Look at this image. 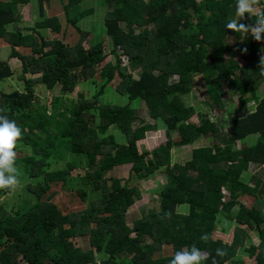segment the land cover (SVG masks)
Segmentation results:
<instances>
[{"label":"trees","instance_id":"trees-1","mask_svg":"<svg viewBox=\"0 0 264 264\" xmlns=\"http://www.w3.org/2000/svg\"><path fill=\"white\" fill-rule=\"evenodd\" d=\"M30 1L0 0V47L10 48L0 59V81L16 76L10 59H17L23 84L22 90L0 91V115L15 120L21 129L16 147L26 148L29 155L16 164L22 166V177L31 180L24 188L32 195L13 213L0 205V264H168L175 251L192 245L205 255L203 264H228L238 251L254 258L255 264H264V96L256 91L264 76V38L255 40L251 31L226 27L237 18L236 0H107L112 7L103 27L112 43L113 63H102L101 43L82 46L86 32L77 23L90 10L69 19L79 38L68 45L42 35L41 29L64 33L57 16L18 27L17 4ZM36 1L39 16L45 15L44 6L51 0ZM80 2L66 0L63 8ZM250 3L260 11L243 14L239 24L254 25L264 13V0ZM226 38H235L229 48ZM121 54L136 77L120 72ZM116 75L120 78L116 91L129 101L140 99L153 123L137 116L128 104L97 105ZM196 75L203 77L216 101L232 90L243 106L253 104L252 111L231 119L227 133L216 121L190 123L195 110L180 96L190 92ZM93 76L104 83L91 100L80 93L76 101L64 103L63 95L80 79ZM36 84L49 91L59 86L61 93L49 104H40ZM93 110L99 118L95 125ZM159 121L166 140L151 151L139 150L137 141L157 130ZM110 126L125 136L124 143L108 133ZM171 131L177 132V141L171 139ZM200 135L219 144L194 148L189 161L170 165L172 147L190 145ZM250 135L257 136L255 142L235 148L236 141ZM61 162L63 167L56 165ZM125 164L131 165L129 177L144 179L164 166L167 178L159 193V209L134 219L130 226L125 223L127 210L141 198L138 187L105 177ZM50 165L54 166L45 169ZM76 167L83 174L72 178L69 173ZM242 171L252 173L251 183L240 179ZM57 185L61 191H75L84 202L89 196L84 210L62 212L48 201V190ZM84 187H91V192ZM11 190L0 188V195ZM247 195L252 196L248 207L239 201ZM218 215L235 224L230 243L213 237ZM243 226L255 229L257 245L245 247L249 235ZM201 235L207 239L201 240ZM76 237L87 238L88 247L72 246L69 239ZM217 249L223 254L217 255ZM231 264L244 261L238 258Z\"/></svg>","mask_w":264,"mask_h":264},{"label":"rangeland","instance_id":"rangeland-1","mask_svg":"<svg viewBox=\"0 0 264 264\" xmlns=\"http://www.w3.org/2000/svg\"><path fill=\"white\" fill-rule=\"evenodd\" d=\"M65 3L66 0H51L48 4L44 6L45 15L43 16H39L36 0H31L27 4H17V8H16L17 15L21 16V20L17 25L18 27H27L33 25L35 21L45 18V16L46 17L57 16L60 20L62 28L64 29V33L60 32L58 34H55L51 32L49 29H41L42 35H44L46 39L58 38L61 39L64 43L68 45H72L74 42L78 40L79 32L75 30V28L68 23L69 19L80 11L90 10L89 15H87L80 22L77 23V25H79V27L81 28V31L86 32V37H84L82 46L83 48L88 49L91 45L95 43H101L103 46V55H104V61L102 63L105 62L113 63L115 59H114V54H112L111 52L112 43L110 41V38L106 35L103 27V20L105 14L109 10H111L112 6H110L107 3V0H81V2L76 6H73L68 10H64L63 6ZM259 11H260L259 7L252 6V10L249 12V14H256ZM238 15L239 13H237V16ZM261 35L264 36V33H262ZM234 39L235 38H226V42L228 44L227 48H229L233 44ZM9 50H10L9 46L2 45V47L0 48V59L6 58L7 53H9ZM120 50L121 49L119 48L117 51ZM120 57H121L120 72L121 71L122 73L129 72L136 77V75L133 72L129 71L127 67L128 59L123 54H121ZM235 59L240 64L244 63V61L241 60L239 57H236ZM10 61L12 62L11 66L16 76L13 75L10 78L0 81V91L4 93H10L12 90L15 89L18 90L23 89V84L20 78L21 68L17 61L14 62L11 59ZM262 68L264 74V61L262 64ZM28 76L31 75L28 74ZM119 80H120L119 76L116 75L114 76V79L105 86L104 92L97 100V105L102 106L103 104H112V105L128 104L130 108L135 110L137 116H139L141 119H144L146 122L149 121L153 123V121L148 116V109L146 108L145 104L141 102L140 99L129 101L127 99L126 94H121L118 91H116V86ZM103 83L104 80L99 79L97 76H93L91 79H88L86 81L80 79L78 85L74 88L72 92L68 93L65 96L63 95L64 103L67 104L69 101H76L79 98L80 93L83 94L82 96L84 98L91 100L92 95L97 92L98 87L101 86ZM256 87H257L256 91L258 96L259 97L264 96V76L263 78L262 77L259 78ZM34 88H35L36 97L38 98L40 104H44V105L50 103L52 96L61 93L59 91V86H56L52 91L47 90L41 84H36ZM226 89H227L226 87H223V90L226 91ZM236 93L237 92L231 90L230 93L221 96L218 99V101H216L211 95H209L203 77L201 75H196L190 92L186 95L180 96V99L185 106H191L195 110L194 115L189 120L190 123L197 125L204 119H208L210 121H216V123L221 127V131L227 133L228 122L231 119L237 116L240 117L244 116L247 112L253 109L252 103L243 106V104L239 102L238 95ZM93 113L95 114L94 116L95 118L92 122V125H95L98 124L99 118L97 116L96 110H93ZM134 124L135 126H137L136 121ZM158 125H159L158 128L163 127L160 121L158 122ZM108 129H109L108 133L114 135L117 142H119L120 144L125 142V136L122 133H120L115 126H110ZM164 130L165 129L163 128H161V130H158L159 132L162 133V134H158L159 136L160 135L162 136L156 137L159 144L164 142L165 140ZM151 138L152 136H149V142L153 141L150 140ZM256 138L257 136L255 135V136L247 137L241 141L238 140L235 142V148L239 149L240 147L246 144L247 145L252 144L253 142H255L254 140H256ZM171 139L175 141L179 139V136L176 131L171 133ZM148 143L147 141H144L142 147L146 148L149 145ZM214 143L219 144V141L214 140V138L210 136L200 135L190 145H185L184 147L174 146L172 147L169 154V163L170 165L176 163L183 165V163H186L191 159L192 150L194 148L211 146ZM144 148L140 147L139 150H142ZM153 148L147 151H151ZM15 151H16V160H19L25 154L29 155V152L26 148L21 150V148L17 146L15 147ZM72 158H74L75 161L77 160L76 157H72ZM56 165H59L60 167L64 166L62 162L56 163ZM16 166L18 168V178L20 181L19 185L16 188L12 189L10 193L0 195V205H3V207L9 213H13L17 208L21 209L24 202H27L26 198L28 200L30 198L29 196L32 197V195L29 192L27 193L24 188L25 184L30 182L31 180H29L28 178L24 179L22 177L21 165L16 164ZM52 166L54 165L45 167V169H51ZM130 166L131 165L129 164H125L122 166L114 167L111 171L107 172L105 176L107 177V179L113 177L119 178L121 179V183H124L126 181L128 186L138 187L141 198L135 201V203L131 205L127 210L125 223L129 226L131 225L134 219L142 217L151 211H157L159 209V193L167 181L164 166L154 171L153 174L149 175L147 178L140 180H138L134 175H130L129 177ZM253 169L254 168L252 167L250 171H252ZM76 174L77 175L83 174V170L81 168L76 167L69 173L70 177L72 178H74ZM251 174H252L251 172L242 171L240 174V179L246 181L249 184L251 183L250 180ZM128 177L129 179L127 180ZM59 185H57L56 187L51 186L50 190H48L46 194V196L48 195L46 199L48 201L52 200L53 202H55L58 208L62 212L78 211L79 213L83 211L88 204L89 196L88 199L84 202L83 200L80 199V197L75 191L65 192L59 190ZM84 188L89 192H91L92 190L91 187H84ZM51 192L52 193L55 192V193L49 194ZM251 199L252 196L247 195L240 197L239 201L248 207L251 203ZM181 210L184 211V209L182 208ZM217 218H218V222L216 225V229L213 232V237L220 239L224 243H230L232 240L234 222L223 220L221 215H218ZM229 226H233V227L229 228ZM243 228L246 230L247 234L250 237L248 241H245L244 243L245 247L249 245V242L253 244H257L259 239L256 236L255 229L254 228L250 229L246 226H243ZM69 240L72 246H76V247L78 246L82 249H86L88 247L87 238L76 237ZM168 250L169 249L162 250V253L164 254V251H168ZM238 258L244 259L245 262L248 264H253L254 261L253 259L249 260L250 258L247 255V253L238 251L234 256V258L228 261V264H231L234 261V259H238ZM98 260L100 259L97 257L96 261ZM19 261L20 263H22L21 259ZM126 264H131V263L126 262Z\"/></svg>","mask_w":264,"mask_h":264},{"label":"clouds","instance_id":"clouds-1","mask_svg":"<svg viewBox=\"0 0 264 264\" xmlns=\"http://www.w3.org/2000/svg\"><path fill=\"white\" fill-rule=\"evenodd\" d=\"M251 10H252V6L250 0H236V11L237 13H239V15L237 16L235 21L229 20L226 27L228 29L243 28L245 31L252 32L253 39L261 40L262 38H264L261 35L262 33H264V13L260 14L257 17L254 25L245 26L243 24L238 23V19L241 18L243 14L248 13ZM157 130H161V128H158ZM157 130H151L156 132L149 133L150 134L149 136H152L150 140L157 141L156 137L162 136V135L160 136L158 135L162 133ZM151 131H147V132H151ZM20 136H21V129L17 125L16 121L13 119H9L7 115H0V188L14 189L20 183L18 178V168L16 166V151H15L16 143ZM149 136L147 137L145 136L144 141H147V143L149 142ZM250 136H255V135H250ZM140 147L144 148L142 147V144L140 145ZM144 149L148 150L146 148ZM200 239L206 240L207 236L201 235ZM216 252L217 255L223 254L220 249H217ZM205 259L206 257L205 255L202 254L201 250L198 249L196 246L192 245L187 249L175 251L171 259L168 261V264H203V261Z\"/></svg>","mask_w":264,"mask_h":264},{"label":"crops","instance_id":"crops-1","mask_svg":"<svg viewBox=\"0 0 264 264\" xmlns=\"http://www.w3.org/2000/svg\"><path fill=\"white\" fill-rule=\"evenodd\" d=\"M45 8H46V7H45ZM0 48H1V47H0ZM12 60H13L14 62L17 61V59H12ZM27 77H33V76H32V75H31V76H28V74H27ZM157 131H158V130H157ZM153 132L155 133L156 131L147 132V133H146V137L149 135V133H153ZM172 132H175V131H171L170 133H172ZM144 140H145V138L142 139V140H140V141H137V146H138V148H140V145L143 144ZM158 143H159V142L156 141V140H155V141H154V140H153V141H150V142L148 143L149 145L147 144L148 146H147L146 148L149 150V149H151V148H153V147H156V146L158 145ZM183 147H184V146H183ZM129 165H130V164H129ZM249 196H250V195H249ZM222 218H223V217H222ZM223 220H226V219L223 218ZM226 221H228V220H226ZM228 225H229V224H228ZM234 226H235V224H234ZM232 227H233V226H229V228H232ZM233 228H234V227H233ZM255 232H256V231H255ZM256 236H257V233H256ZM257 238H258V236H257ZM249 239H250V237H249ZM258 242H259V241H258ZM250 243H251V242H249V244H250ZM252 244H253V243H252ZM257 244H258V243H257ZM257 244H253V245H257ZM241 252H242V251H241ZM244 253H245V252H244ZM249 258H250V259H249ZM249 258H248L249 260H251V259L254 260V258H251V257H249ZM242 260L244 261V264H248V263L245 262L244 259H242ZM253 264H255V260L253 261Z\"/></svg>","mask_w":264,"mask_h":264},{"label":"water","instance_id":"water-1","mask_svg":"<svg viewBox=\"0 0 264 264\" xmlns=\"http://www.w3.org/2000/svg\"><path fill=\"white\" fill-rule=\"evenodd\" d=\"M14 27H16V25L14 24ZM101 264H103L104 262L102 261V262H100Z\"/></svg>","mask_w":264,"mask_h":264}]
</instances>
